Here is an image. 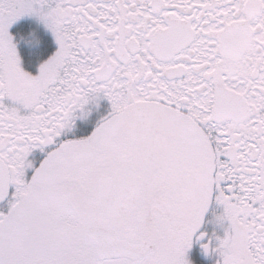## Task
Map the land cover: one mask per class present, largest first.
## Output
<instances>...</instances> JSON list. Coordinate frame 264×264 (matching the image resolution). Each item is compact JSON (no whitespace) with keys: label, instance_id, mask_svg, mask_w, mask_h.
<instances>
[{"label":"snow or ice","instance_id":"obj_1","mask_svg":"<svg viewBox=\"0 0 264 264\" xmlns=\"http://www.w3.org/2000/svg\"><path fill=\"white\" fill-rule=\"evenodd\" d=\"M0 264H264V0H0Z\"/></svg>","mask_w":264,"mask_h":264}]
</instances>
